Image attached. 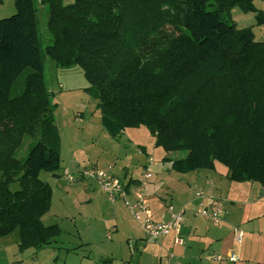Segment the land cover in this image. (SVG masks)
Returning <instances> with one entry per match:
<instances>
[{
    "label": "trees",
    "instance_id": "obj_1",
    "mask_svg": "<svg viewBox=\"0 0 264 264\" xmlns=\"http://www.w3.org/2000/svg\"><path fill=\"white\" fill-rule=\"evenodd\" d=\"M38 6L44 55L82 70L112 139L143 126L155 148L183 153L161 159L171 170L217 162L230 182L264 189V42L231 15L238 8L264 25L253 0H14L15 13L0 19V238L16 233L20 250L39 249L60 234L41 222L52 190L39 174L57 171L60 156Z\"/></svg>",
    "mask_w": 264,
    "mask_h": 264
},
{
    "label": "rangeland",
    "instance_id": "obj_2",
    "mask_svg": "<svg viewBox=\"0 0 264 264\" xmlns=\"http://www.w3.org/2000/svg\"><path fill=\"white\" fill-rule=\"evenodd\" d=\"M38 9L39 49L43 54L45 82L54 93L52 109L58 132L55 144L60 156L57 171L39 174V179L52 190L50 208L41 222L45 227L57 225L60 234L49 245L21 250L16 233L2 237L0 264H102L105 259H111V264H154L150 247L143 250L152 242H145L139 225L124 203L120 200L111 203L96 181L80 177L75 162L88 163L80 167L111 168V173L124 181L127 176L125 172L120 174L121 170L141 178L147 168L152 178L161 169L159 156L163 151L154 147V138L143 126L126 128L117 139L106 133L96 110V101L83 92L88 85L82 70L78 67L56 68L44 55L48 44L47 15L42 7L38 6ZM237 11L245 14L238 8ZM14 13V6L12 12H6L4 7L0 10V19ZM231 15L233 21L236 20V12L231 11ZM28 143V140L23 143L19 157H24ZM181 156L183 153L176 152L166 157ZM167 195L170 199L173 191Z\"/></svg>",
    "mask_w": 264,
    "mask_h": 264
},
{
    "label": "crops",
    "instance_id": "obj_3",
    "mask_svg": "<svg viewBox=\"0 0 264 264\" xmlns=\"http://www.w3.org/2000/svg\"><path fill=\"white\" fill-rule=\"evenodd\" d=\"M72 1L62 0L64 4ZM253 5L264 13V0H253ZM13 6L14 0H0V10L5 7L6 12H12ZM234 12L237 14L234 20L237 28L250 27L254 39L264 42V25H255L252 13L243 15L237 8L232 10ZM168 154L163 152L159 156L160 160ZM80 163L75 162L76 170L79 165L88 164ZM160 167L151 180L143 179L144 173H150L147 168L141 178L124 170L119 172H125V176L132 180L142 181L143 194L154 220H160L168 205L183 213L178 233L180 243H175L172 232L143 247V250L148 247L152 250L154 264H264V189L259 184L230 182L226 178L227 169L217 162L214 163V170H197L185 174L171 170L168 162H162ZM171 190L174 198L170 196L169 199L167 192ZM214 200L220 201L222 205L217 223L196 214L201 206H207ZM235 231L242 233L240 242L236 241ZM141 234L145 242H151L142 231ZM230 255H233V261L228 259Z\"/></svg>",
    "mask_w": 264,
    "mask_h": 264
},
{
    "label": "built area",
    "instance_id": "obj_4",
    "mask_svg": "<svg viewBox=\"0 0 264 264\" xmlns=\"http://www.w3.org/2000/svg\"><path fill=\"white\" fill-rule=\"evenodd\" d=\"M78 171L80 177L84 179L90 177V179L96 181L99 184L101 191L107 196V199L111 203L116 200L122 201L131 214L133 220L139 225L147 240L156 242L173 232L175 235V243H180L178 233L183 222V213L181 211L174 210L171 205H168L165 212L160 217V220H154L150 214L147 202L143 195L144 189L141 185V181H139V184L135 186L126 188L128 180L124 181V179H121L111 173V168L100 170L98 166L95 165L91 167H79ZM150 178L151 175L149 173L143 174L144 180H148ZM221 211V202L214 200L207 206H201L196 214L211 221L212 223H217L220 218ZM241 236L242 233L240 231H235V238L237 242H240ZM209 258L213 260L219 259L218 257ZM228 259L233 261V255H230Z\"/></svg>",
    "mask_w": 264,
    "mask_h": 264
}]
</instances>
